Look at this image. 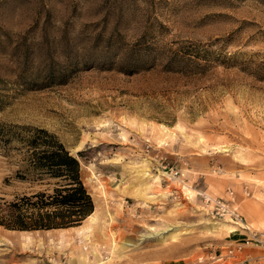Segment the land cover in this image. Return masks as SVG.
Instances as JSON below:
<instances>
[{
	"label": "rangeland",
	"instance_id": "rangeland-1",
	"mask_svg": "<svg viewBox=\"0 0 264 264\" xmlns=\"http://www.w3.org/2000/svg\"><path fill=\"white\" fill-rule=\"evenodd\" d=\"M0 124L54 134L96 217L0 226V264H264V0H0ZM5 150L0 197L45 188Z\"/></svg>",
	"mask_w": 264,
	"mask_h": 264
},
{
	"label": "trees",
	"instance_id": "trees-1",
	"mask_svg": "<svg viewBox=\"0 0 264 264\" xmlns=\"http://www.w3.org/2000/svg\"><path fill=\"white\" fill-rule=\"evenodd\" d=\"M14 140L18 146L11 148ZM0 146L19 157L15 180L45 187L15 194L9 201L0 197V226L27 232L68 230L92 214L93 200L81 180L78 160L54 134L38 127L0 124Z\"/></svg>",
	"mask_w": 264,
	"mask_h": 264
},
{
	"label": "built area",
	"instance_id": "built-area-1",
	"mask_svg": "<svg viewBox=\"0 0 264 264\" xmlns=\"http://www.w3.org/2000/svg\"><path fill=\"white\" fill-rule=\"evenodd\" d=\"M227 195H229L227 200H224L221 198H214V197L212 198L211 195H208L206 193H203L202 197H203L205 203H209V205H211L210 211H212L213 215L216 216L217 218L225 219V218L229 217L230 219L236 220V221L242 220L240 215L238 214V211H236L232 207L234 195L232 194L231 191H228ZM247 229H248V227H247ZM253 235L255 237L256 233ZM249 241L256 242L257 240L254 238H251V240H248L246 243H248ZM237 249L239 251L241 250L240 248H237ZM234 256L235 255L233 254V249H228L227 258L228 257H234ZM240 264H250V262H248L247 259H245V261H242Z\"/></svg>",
	"mask_w": 264,
	"mask_h": 264
},
{
	"label": "bare ground",
	"instance_id": "bare-ground-1",
	"mask_svg": "<svg viewBox=\"0 0 264 264\" xmlns=\"http://www.w3.org/2000/svg\"><path fill=\"white\" fill-rule=\"evenodd\" d=\"M213 198V197H212ZM86 221H87V223H89V224H91V223H96V217L94 216V213H92V214H90L88 217H87V219H86ZM85 221V222H86ZM93 223V224H94ZM88 225V224H87ZM231 230H232V228H231ZM87 231V230H86Z\"/></svg>",
	"mask_w": 264,
	"mask_h": 264
}]
</instances>
